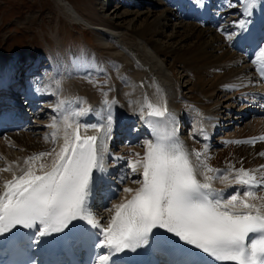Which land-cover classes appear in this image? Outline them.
<instances>
[{"label":"bare ground","instance_id":"6f19581e","mask_svg":"<svg viewBox=\"0 0 264 264\" xmlns=\"http://www.w3.org/2000/svg\"><path fill=\"white\" fill-rule=\"evenodd\" d=\"M56 1L70 20L87 27L91 26L96 30L98 49L108 51L116 58L117 63L108 66L101 63L98 57L91 55L86 56V59L80 57L72 61L70 55L66 53V63L57 56L55 62H52L53 72L47 81H42L40 86H36L32 79L28 80L31 82L30 97L51 98L50 95L55 94V103L52 106L55 116L49 120L38 119L35 116L38 121L33 129L26 130L24 126L21 130H6L0 133V191L3 190V182L11 179L13 172L19 174L20 168L24 166V158L39 152H51L54 148L58 150L59 145L63 143V118L68 111H79L91 106L92 113L77 117L76 120L82 126L96 124L103 101L106 99L115 100L112 105L115 119L112 139L106 142L109 153L105 158L107 171L104 173V180L98 182L96 192L101 190L104 194L108 192V189L102 186L110 177L107 172L112 171L115 166L116 169L113 172L117 171L118 178L114 184L106 185L117 195L107 206H99L96 198L93 196L91 198V210L95 219L102 224H107L114 214L115 210L112 209L114 204L131 197V193H125L123 189L139 187V184L133 183V180L142 179L139 172L123 180L121 177L129 175L128 159H137L136 153H139L142 158L145 151L144 145L149 141L148 136L142 133L136 145L115 151L112 146L116 143L115 138L120 136L118 128L123 125L126 126L125 131H127L128 126L141 122L139 117L145 112L147 114L145 120L152 122L156 116L148 114L157 108L163 111L166 107L175 115L177 125L184 129L182 138L188 151L193 149L204 151L200 142L195 141L194 138L192 142V139L185 135V120L181 119L185 117L191 121L195 120L189 132L191 134L196 132L195 138L207 136L204 143V147L207 145V150L201 159L206 160L211 167L223 169L243 167L264 171L259 168L260 165H264V158L259 157V154L263 152L264 143L255 142L253 146L243 147V144L226 142L229 136L247 134L244 128L248 125V133L258 128L264 130V118L251 119L248 121L250 123L247 120L244 123L241 121L243 125L233 130L223 129L221 131L225 134L219 136L216 133L212 134V131L220 129L218 126L228 127L229 124L221 123L219 118L232 114L228 111L237 108L236 99L248 96L251 88L254 93L259 91L257 76L251 70V59H245L242 53L237 51L242 49V45L239 40L232 38V34L237 32L233 22L245 18L246 8L250 10V7L256 6L255 13L258 15L252 10V19H264V0H253L250 7L245 0H237L239 4L235 5L234 13L226 12L227 9L219 11L221 9L219 1L215 2L216 6L214 3L209 6L211 0H205V6L202 9L212 13L209 18L213 26L177 20L178 17L171 7L162 6V8L154 9L155 6L161 5L159 0H125L124 3L130 8L122 9L117 5L116 0H111L106 5H112L115 2L113 10L110 14H96L98 22H93L92 18L90 20L84 16L69 1ZM194 2L195 0H187L188 7L183 16L193 17ZM224 2L225 7L227 1ZM144 3H147L149 7L142 6ZM104 4L100 11L103 8L106 10ZM184 8L181 7L180 13L184 12ZM171 19H174V23L170 25ZM166 27H170V32H164ZM55 37L57 38V35ZM262 45L264 47V41ZM23 58L25 59L23 61H28L31 55ZM19 65L20 60L18 62L15 58H0V78L13 80V73L17 74ZM31 72L33 70L30 74ZM100 73L108 74L110 81L103 82L104 84L101 85L98 82ZM177 73H180L182 79L187 78V84H180V78L176 77ZM109 88L112 90L108 91ZM243 92L248 95L242 94ZM104 93L107 95L105 96ZM62 100L75 102L65 103L63 107L58 108ZM149 104L152 105L151 108ZM236 115L235 117L239 119L240 116ZM54 122L56 127L52 128ZM45 126L48 129L41 130ZM167 127L170 128L173 125L167 123ZM201 129H203L202 132ZM81 130V134H96L95 128L92 127L87 129L82 127ZM54 134L55 140H53ZM135 135L130 131V137L135 139L137 138ZM114 157H121V159L116 160ZM51 160L52 157L42 158L43 162L49 164ZM6 167L11 168L12 171H4ZM213 183L217 189L219 186L225 187L220 180ZM228 191L233 194L235 188ZM227 196L225 195L224 198ZM96 206L99 207L98 210ZM110 209L112 211H109Z\"/></svg>","mask_w":264,"mask_h":264},{"label":"snow or ice","instance_id":"6c2138e0","mask_svg":"<svg viewBox=\"0 0 264 264\" xmlns=\"http://www.w3.org/2000/svg\"><path fill=\"white\" fill-rule=\"evenodd\" d=\"M252 2L245 0L249 7ZM195 5L204 7L205 0H195ZM233 25L239 31L234 32L232 38L255 43L259 47L257 58L264 60V47H260L264 31L258 35L253 33L256 21L252 19V12L246 8L245 18L234 21ZM261 75L264 78V70ZM73 102L62 100L58 108ZM114 103V99L104 100L98 122L83 125L85 129L95 128L94 135H81L82 125L76 120L92 113L91 106L68 111L63 118V143L58 150L54 148L51 152L24 158L19 174L13 172L12 178L3 182L0 234L17 226L25 229L40 226L35 234L39 241L52 233L64 232L77 220L86 221L99 230L98 243L94 246L107 250V254L99 255L94 264H108L109 261L116 264L113 259L116 254L149 244L154 229H165L214 261L264 264V195L258 196L255 191L264 188V175L243 167H211L201 159L207 145L204 151L186 150L176 137L177 118L166 107L163 111L154 109L148 115L165 117L173 127L167 135H157L155 141L146 142L142 158L136 153L137 159H128L129 175L121 177L123 180L139 172L142 179L133 180L139 187L123 189L131 193V197L112 206L115 211L107 226L95 219L90 201L107 171L106 142L112 139ZM53 127H56L55 122ZM191 135L195 138L196 132ZM246 142L254 143L255 138ZM47 157H52L50 164L42 161ZM259 168L264 170V165ZM3 170L12 171L7 167ZM216 180L225 187H214ZM232 188H235L233 194L224 198L225 192Z\"/></svg>","mask_w":264,"mask_h":264},{"label":"rangeland","instance_id":"374dc122","mask_svg":"<svg viewBox=\"0 0 264 264\" xmlns=\"http://www.w3.org/2000/svg\"><path fill=\"white\" fill-rule=\"evenodd\" d=\"M67 1L84 16L89 19L92 18L90 20L93 22L99 21L96 14H110L115 5V2L112 5H106L107 2L104 4V0ZM116 2L118 6H121L120 9L125 7L130 8L128 5L123 4L122 0H116ZM103 4L106 6V10L103 8L100 11ZM142 6L145 8L149 7L147 3H144ZM162 6L157 5L154 9L162 8ZM62 11L56 0H0V58L18 57L21 55L15 58L19 62V60H25L23 58L25 56L28 57L36 53L41 54L43 61L39 68L40 71L36 75L43 82L47 81L53 72L55 55L63 60L67 53L70 55L72 61L80 57L86 59L91 55L98 57L100 61L102 60L101 63L104 62L109 66H111L112 62V65L117 63L116 58L108 51L98 49L99 44L96 30L70 20ZM99 11L100 13H98ZM173 23L174 19H171L169 24ZM169 29L170 27L164 28V32H170ZM56 35L57 38L55 37ZM29 61H31V58ZM176 77L180 78V84H187V78L182 79L180 73H177ZM40 81L37 84H40ZM105 81L109 82L107 77L98 76V82L101 85ZM248 127L244 128L247 134L249 131ZM41 130L45 131L46 129ZM122 143L120 142V145ZM243 145V147H247L245 146L246 144Z\"/></svg>","mask_w":264,"mask_h":264}]
</instances>
